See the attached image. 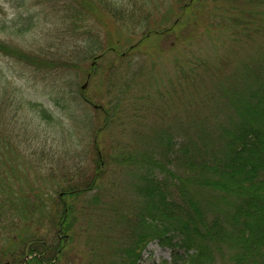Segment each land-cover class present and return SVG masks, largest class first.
Here are the masks:
<instances>
[{"label":"trees","instance_id":"trees-1","mask_svg":"<svg viewBox=\"0 0 264 264\" xmlns=\"http://www.w3.org/2000/svg\"><path fill=\"white\" fill-rule=\"evenodd\" d=\"M64 1L68 17L75 22L92 18H109L121 26L132 22V35L138 27L144 31L141 45L151 36L170 38L179 26H186L182 20L204 0H175L182 4L181 13L167 29L160 28L172 19L162 10L167 0H133L129 12L112 0ZM246 4L236 15L227 7L215 8L220 17L223 12L232 16L219 25L233 37L227 57L199 60L189 69L180 64L184 68L178 70L173 90L181 101L188 100L184 105L191 120L187 129H180L178 145L170 141L169 147L163 142L165 136L158 135L154 142L166 144L170 151L163 161L146 151L136 152L139 159L124 158L135 164V174L141 173L137 189L142 198L133 223L124 218L132 223L133 232V241L119 251L125 264H138L153 242L182 251L176 256L184 264H216L219 256L224 259L227 254L233 264H264V0ZM7 46L1 45L7 53L19 54ZM109 46L107 52H117V43ZM170 93L172 89L163 88V100ZM83 99L97 106L85 93ZM99 107L100 124L94 128L96 167L75 173L53 170L46 188L38 184L37 173L20 162L15 137L0 125V264L62 260L73 237L76 199L97 191L106 169L99 138L111 127L118 107ZM175 147L179 152L172 160ZM175 162L183 175L169 169ZM158 170L165 174L163 178L155 175Z\"/></svg>","mask_w":264,"mask_h":264},{"label":"rangeland","instance_id":"rangeland-1","mask_svg":"<svg viewBox=\"0 0 264 264\" xmlns=\"http://www.w3.org/2000/svg\"><path fill=\"white\" fill-rule=\"evenodd\" d=\"M112 1L127 12L134 6L133 0ZM247 1L204 0L188 12L182 20L186 26H179L170 38L151 36L140 45L144 31L138 27L132 35V22L124 26L113 25L109 18L75 22L68 17L64 0H0V125L15 137L20 162L37 173L42 188L51 181L53 170L75 173L96 167L94 136L100 114L86 103L83 93L97 106L118 107L111 127L99 138L106 162L100 187L76 199L73 237L55 264H125L119 251L133 241L132 217L142 198L137 189L141 173L135 174V164L124 158L139 159L136 152L146 151L163 161L170 152L166 144L178 145L180 129H187L191 120L184 105L188 100L181 101L173 90L178 70L184 68L180 64L189 69L199 60L227 57L233 37L219 25L232 16L223 12L220 17L215 8L227 7L236 15L248 6ZM181 7L167 0L162 10L172 19L161 29L174 24ZM115 43L117 52H107ZM6 44L19 54L7 53L1 47ZM163 88L172 89L167 100L161 96ZM158 135L165 136V145L154 142ZM178 152L175 147L172 160ZM168 167L183 175L176 162ZM155 175L165 176L159 170ZM174 195L178 198L177 190ZM176 255L183 252L153 242L138 264H184ZM216 264L233 263L227 254L224 259L219 256Z\"/></svg>","mask_w":264,"mask_h":264},{"label":"water","instance_id":"water-1","mask_svg":"<svg viewBox=\"0 0 264 264\" xmlns=\"http://www.w3.org/2000/svg\"><path fill=\"white\" fill-rule=\"evenodd\" d=\"M101 57V56H99ZM87 88V83L82 87V90H85ZM95 108H98V106H95Z\"/></svg>","mask_w":264,"mask_h":264}]
</instances>
